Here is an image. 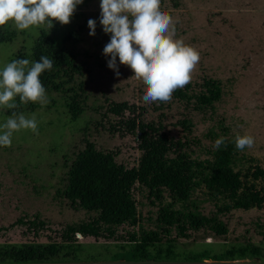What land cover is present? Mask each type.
<instances>
[{
  "label": "rangeland",
  "instance_id": "1",
  "mask_svg": "<svg viewBox=\"0 0 264 264\" xmlns=\"http://www.w3.org/2000/svg\"><path fill=\"white\" fill-rule=\"evenodd\" d=\"M161 8L177 21L176 37L200 54L189 83L197 85L202 77L220 82V99L211 109L200 112L174 100L145 102L142 80L118 58L117 77L107 66L110 57L103 55L110 34H105L99 23L100 0H83L70 23L61 25L54 20L50 30L47 25L18 30L11 21L0 26V69L15 59L31 61V47L39 30L70 50L81 66L80 74L70 81L55 79L57 89L45 88V105L21 104L17 97V109L0 106V124L12 111L26 117L34 114L38 121L36 133L21 130L14 133L10 147H0V264H264V239L258 233L264 207L218 214L213 203L197 192L192 196L197 209L207 216L216 214L226 225L223 237L190 232L187 238H176L170 248L164 243L154 245L155 257L136 261L130 258V245L124 241L75 234L76 244L60 243V227L95 217L94 211L70 202L62 192L68 167L84 141L92 142L97 150L111 151L116 163L136 166L135 134L106 112L108 101L131 104L134 115L160 124L162 131L174 138L184 132L179 122L189 120L190 136L199 145L192 149L201 157L221 136L235 145L236 135H251L255 139L252 148L236 149L264 166V0H162ZM89 19L96 20L94 36L88 34ZM71 95L76 103L72 110L67 107ZM132 196L134 221L115 227L117 236L136 235L138 224L146 229L155 227V207L146 203L136 186ZM18 218H36L44 227L33 234L25 226H9ZM31 242L56 243V256L26 262L4 258L8 245ZM247 242L260 247L259 256L226 259L227 249Z\"/></svg>",
  "mask_w": 264,
  "mask_h": 264
},
{
  "label": "trees",
  "instance_id": "2",
  "mask_svg": "<svg viewBox=\"0 0 264 264\" xmlns=\"http://www.w3.org/2000/svg\"><path fill=\"white\" fill-rule=\"evenodd\" d=\"M41 56L54 60L52 69L40 75L44 88L57 89L55 79L70 81L73 75L80 74L81 66L75 62L74 54L52 42L44 30H39L30 53L31 61H39ZM220 95V82L202 77L197 85L188 83L175 90L171 100L202 112L211 109ZM74 100L73 95L69 96L70 110L76 108ZM132 108L125 101H108L106 112L135 134L139 151L136 166L127 168L116 163L111 151L97 150L92 142L84 141L68 167L62 192L70 202L94 211L95 217L60 227V243L76 244L75 234L124 241L130 245V258L136 261L155 257L154 245L164 243L170 248L176 238H187L190 232L201 231L204 236L213 237L225 235L226 225L216 214L207 216L197 209L192 197L195 192L210 200L218 214L264 207V166L240 154L232 141L225 140L219 149L214 145L204 149L201 157L192 149L199 145L190 136L189 120L179 122L184 132L174 138L162 131L160 124L138 118ZM133 186L149 206L155 207V227L146 229L138 224L136 235L117 236L115 227L134 221ZM16 224L33 234L44 227L36 218H18L9 226ZM258 233L264 239V220L258 224ZM56 247V243L10 244L4 258L11 262L51 259L56 256ZM248 254L259 256L260 247L247 242L225 251L226 259Z\"/></svg>",
  "mask_w": 264,
  "mask_h": 264
},
{
  "label": "clouds",
  "instance_id": "3",
  "mask_svg": "<svg viewBox=\"0 0 264 264\" xmlns=\"http://www.w3.org/2000/svg\"><path fill=\"white\" fill-rule=\"evenodd\" d=\"M83 0H0V26L12 22L16 29L47 25L53 21L61 25L70 23L78 5ZM177 21L161 8V0H100L99 23L109 42L103 55L109 56L107 66L116 76L121 65L129 67L133 75L142 80L145 91L142 99L147 103H167L175 90L184 87L199 60V52L182 38L176 37ZM89 36L95 35L96 20L87 22ZM53 59L41 56L39 61L15 59L0 69V106L15 110L19 97L21 104L29 102L45 105L47 94L40 75L53 67ZM30 130L36 133L35 115L26 117L23 112L12 111L0 124V147H10L14 133ZM225 143L223 136L216 139L214 147ZM255 144L253 136L236 135L235 147L243 151Z\"/></svg>",
  "mask_w": 264,
  "mask_h": 264
}]
</instances>
